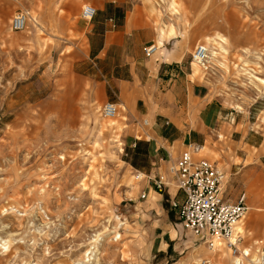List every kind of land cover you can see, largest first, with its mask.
<instances>
[{
    "label": "rangeland",
    "instance_id": "374dc122",
    "mask_svg": "<svg viewBox=\"0 0 264 264\" xmlns=\"http://www.w3.org/2000/svg\"><path fill=\"white\" fill-rule=\"evenodd\" d=\"M87 5L97 10L91 21L81 16ZM20 11L30 20L13 31ZM126 15L146 26L144 46L178 47L203 106L220 109L205 141L183 151L224 172L225 196L246 194L240 252L222 243L219 264H264V0H0V264H217L182 228L174 185L141 197L138 143L150 122L132 134L127 105L102 115L113 93L87 34L99 17ZM199 45L207 70L192 58Z\"/></svg>",
    "mask_w": 264,
    "mask_h": 264
},
{
    "label": "crops",
    "instance_id": "0c3cea01",
    "mask_svg": "<svg viewBox=\"0 0 264 264\" xmlns=\"http://www.w3.org/2000/svg\"><path fill=\"white\" fill-rule=\"evenodd\" d=\"M24 12L29 14L30 20V12ZM99 12L105 9L100 8ZM145 28L143 23L130 21L127 15L118 24L115 16H106L103 20L99 17L91 24L87 40L91 60L112 89L113 97L108 96V103L128 106L132 134L138 133L137 125L142 120L150 122L146 137L138 143V150L145 149V162L136 168L146 176L143 192L149 197L153 193L162 196L149 178L159 174L168 176L169 165L179 158L188 143L201 145L208 135L209 121L218 120L220 109L207 103L203 106L204 101L188 75L186 79L182 66L184 55L178 47H166L157 50L153 57H146L143 51L147 43L143 35ZM135 36L136 47L132 51L130 42ZM193 118L204 122L187 129L185 121ZM165 122H168L166 127ZM193 136L203 137V140L197 141ZM195 149L201 154L204 147ZM166 190L170 193V188ZM175 195H171V200ZM225 197L230 202L237 200L235 196Z\"/></svg>",
    "mask_w": 264,
    "mask_h": 264
},
{
    "label": "built area",
    "instance_id": "2783aa9c",
    "mask_svg": "<svg viewBox=\"0 0 264 264\" xmlns=\"http://www.w3.org/2000/svg\"><path fill=\"white\" fill-rule=\"evenodd\" d=\"M96 9L90 5L83 8L81 16L91 21L96 15ZM29 21V14L21 11L11 19V29L22 31ZM146 56L156 51L155 45L144 49ZM193 61L205 70L208 69L209 51L204 45L196 47ZM104 118L113 119L118 114L116 104L106 103L101 109ZM148 122L144 121V125ZM133 146H136V142ZM142 175V177H140ZM137 179L145 180L142 173ZM155 189L162 192L174 185L181 196L171 200V207L176 211L182 228L199 241L213 250L225 243L234 253L240 252L239 245L243 241L242 232L238 230L239 223L245 218L248 211L246 194H241L235 202L225 197V174L218 166L207 159H195L191 152H184L168 167V176L159 174L149 178ZM141 197L145 198L143 192ZM247 255V254H246Z\"/></svg>",
    "mask_w": 264,
    "mask_h": 264
},
{
    "label": "bare ground",
    "instance_id": "6f19581e",
    "mask_svg": "<svg viewBox=\"0 0 264 264\" xmlns=\"http://www.w3.org/2000/svg\"><path fill=\"white\" fill-rule=\"evenodd\" d=\"M35 25H38V22H36ZM172 31H173V29L171 28V29H170V33H169V35L172 34ZM166 33H167V32H166ZM164 35H165V31H164V30H161V32L159 33V37H158V38H159V40H158L159 42H158V43H159L160 45H162V42L164 41V38H165V36H166L167 34H166L165 36H164ZM155 47H156V51H157V48H158V47H157L156 45H155ZM215 48H216V47H215ZM217 53H218V52H217ZM217 53H216L215 51H212V54H213V55H216ZM194 63H195V62H194ZM241 222H242V221H241ZM241 222H240L239 225H238V230H239V228H240L239 226H240ZM223 244H224V243H223ZM223 244H220V245H218V247H217L216 249H213V250H215V252H216V253H215V254H216V255H215V256H216V259H215L216 262H215V263H217V264L222 263V262L225 260V255H224L223 253H221L222 250H224L223 248H224V246H225V245H223ZM257 250H258V249H257ZM228 251H229V250H228ZM245 253H246L247 255H249V251H248V250H246ZM243 257H244V256H243ZM255 259H256V258H255ZM257 259H258V258H257ZM233 261H234V259H233ZM202 262H203V261H202ZM234 262H235V261H234ZM234 262H233V263H234ZM256 262H257V261H256ZM235 263H236V262H235ZM257 264H258V263H257Z\"/></svg>",
    "mask_w": 264,
    "mask_h": 264
}]
</instances>
